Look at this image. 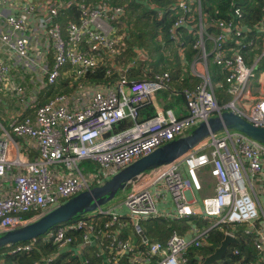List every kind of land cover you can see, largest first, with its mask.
Listing matches in <instances>:
<instances>
[{
    "label": "built area",
    "instance_id": "2783aa9c",
    "mask_svg": "<svg viewBox=\"0 0 264 264\" xmlns=\"http://www.w3.org/2000/svg\"><path fill=\"white\" fill-rule=\"evenodd\" d=\"M62 1L0 0V46L6 48L15 66L46 74L42 83L47 85L70 73L88 79L101 65L114 60L122 40L114 23L124 16V7L80 4L75 20L63 27L56 21ZM175 7L179 9L175 27L189 29L192 25L185 15H192L193 8L197 11L194 47L198 58L193 63L206 68L211 56L225 74L232 101L220 106L210 73L193 69L200 82L183 90L185 114L176 116L173 109L160 108L154 116L136 121L138 105L170 85L168 71L132 81L122 74L116 85L108 80L80 84V92L90 97L88 104L71 109V97L56 94L36 105L33 117L10 119L8 128L32 147L34 159L0 122V234L103 183L110 172L114 174L157 147L188 134L213 114L233 111L264 127V88L258 89L263 93L256 99L248 89L254 69L264 56V24L254 29L242 26V10L236 7L234 18L217 23L219 32L215 34L206 30L209 25L201 19L200 0H178L171 9ZM5 8L9 10L4 12ZM39 9L42 15L36 18ZM259 43L263 51L255 59ZM51 48L54 62L48 70L42 50ZM110 69L107 67L106 74ZM9 75L10 66L0 57V79L23 101L24 87ZM260 77L264 84V71ZM2 86L7 89L6 84ZM125 118L133 120L131 127L107 134ZM207 178L212 181L206 182ZM203 190L211 192L198 199L194 192ZM196 207H200V213ZM195 216L202 221L214 218L215 222L211 227L200 226L189 220ZM159 218L186 221L191 237L172 230L164 241L147 238L142 222ZM238 224H245L243 232L253 237L254 248L264 257V143L237 130H224L223 135L208 136L148 178L120 190L95 210L55 225L44 233L43 241L81 258L83 263L89 262L84 256L93 252L105 264H187L189 248L200 246L210 230ZM75 231L82 232L70 234ZM227 234L235 237L232 231L226 230ZM36 238L12 246L8 253L31 251Z\"/></svg>",
    "mask_w": 264,
    "mask_h": 264
},
{
    "label": "trees",
    "instance_id": "16d2710c",
    "mask_svg": "<svg viewBox=\"0 0 264 264\" xmlns=\"http://www.w3.org/2000/svg\"><path fill=\"white\" fill-rule=\"evenodd\" d=\"M71 1H74V3H71ZM177 1L63 0L62 5L59 7V16L56 18V21L63 27L71 19L75 20L79 14L80 4L95 6L107 3L112 6L124 7V16L119 22L114 23L117 32L122 35L121 43L117 45L119 52L114 55L113 61L101 65L93 76L87 77L88 79L75 78L74 73H70L68 76L61 75L55 85L37 83L39 86L37 90L33 88L30 91L36 98L32 103L36 106L44 103L49 96L75 93L79 90L78 86L80 84L89 86L92 83H102L108 80L112 85H116L121 80L122 70L127 81L151 78L156 72L168 71L171 75L170 85L138 105L136 121H143L154 116L160 108H174L177 105L185 107L183 90L194 88L200 82V78L193 74V69H198L201 66L198 62L193 63L198 58V51L194 47L197 39L194 30L198 27L199 15L193 8L192 15H185L192 26H189V29L183 26L175 27L174 23L179 17L176 12L179 9L175 7V10H172L171 7L175 6ZM193 7H195V4ZM236 7L242 10V17L239 20L242 26L254 29V27L264 24V0H200L201 19L206 25H209L206 30L217 34L219 32L217 23L221 20L234 18L233 9ZM158 11L162 12L160 17L157 15ZM173 36L175 37L173 38ZM206 44L207 48L211 47L209 42H206ZM231 45L235 44L232 43ZM258 47H260V43ZM139 51L144 52L143 58L139 55ZM247 60L249 61L250 58L247 57ZM208 61L206 68L203 66V70L207 69L215 84L224 86H220L215 91L213 86L218 104L224 106L229 103L224 102L225 99L221 94L223 89L226 88L227 90L225 74L212 62L211 56L208 57ZM148 65L150 68H147ZM106 66L111 68L109 75L106 74ZM229 95L231 98L230 93ZM25 116L33 117L34 115L31 116L26 112ZM132 125L133 120L125 118L116 123L107 134L119 132ZM84 165L86 166L87 163H84ZM25 216L30 215L26 214ZM144 223V234L151 240L164 241L172 230L182 233L185 229L176 226L177 220L159 218L149 219ZM244 227L245 224H238L229 227L224 226L221 229L219 227L213 228L210 230L208 237L201 239L200 246L189 248L186 253L187 264H200L207 255L211 254L220 245L225 237L226 230L233 232L237 242H232L223 258L214 264H264V257L254 248L253 237L243 232ZM127 229L128 233L133 234L130 227H127ZM81 232L75 231L70 232V234L79 235ZM43 239L44 234L38 236L36 238L37 242L31 251L8 253L12 247L1 249L0 261L2 264H33L34 261L38 260L40 261L39 264H45L42 262L44 259L54 256L53 261L46 262V264H105L93 252H89L84 256L88 258L89 262L83 263L81 258H76L67 251L58 250L54 244L44 242ZM234 251H237V253H234Z\"/></svg>",
    "mask_w": 264,
    "mask_h": 264
},
{
    "label": "water",
    "instance_id": "95a60500",
    "mask_svg": "<svg viewBox=\"0 0 264 264\" xmlns=\"http://www.w3.org/2000/svg\"><path fill=\"white\" fill-rule=\"evenodd\" d=\"M224 130H237L264 143V127L247 121L233 111L224 110L206 121H201L188 134L157 147L149 154L123 167L103 183L69 198L33 221L0 234V250L30 241L59 223L95 210L98 206L107 203L120 190L148 178L162 166L183 156L208 136ZM232 242H237V238L229 234L225 235L220 245L200 264H214L220 261Z\"/></svg>",
    "mask_w": 264,
    "mask_h": 264
},
{
    "label": "crops",
    "instance_id": "0c3cea01",
    "mask_svg": "<svg viewBox=\"0 0 264 264\" xmlns=\"http://www.w3.org/2000/svg\"><path fill=\"white\" fill-rule=\"evenodd\" d=\"M7 10H9V9L5 8L4 12H7ZM18 12H19V9H18ZM41 15H42V10L39 9L36 18H39ZM80 48L86 49V46H80ZM139 55L141 57H143L144 52L143 51H139ZM0 57L3 58L4 61L6 63H8L9 66H10V75H9L10 79L13 80L15 83H20L24 87L23 101H21V97H18L16 95H14L11 92V90L8 89L7 82L2 81L0 79V104H2L4 106V111H3L4 120L3 121L8 124L11 118H13V117L21 118V117L25 116L26 112L29 115L33 116L34 115V110H35V105L32 102H34L36 98L30 93V91L33 88L35 90H37V88L39 87L37 85V83L38 84H42V82H46L47 75L46 74L45 75L39 74V72H36V71H28V72H26L23 68H21L19 66H15L13 64V60L11 59L12 57H10L8 55L6 48L3 47V46H0ZM42 59H43V63L47 67V69L48 70L51 69L52 64L54 62L53 51L51 49H48V51H45V49L42 50ZM198 69L200 71L203 70L202 69V65ZM122 72H123V70H122ZM122 74L125 75L124 72ZM2 83L6 84L7 89H5L2 86ZM55 84H53V85H55ZM263 88H264V84L262 83L260 85L259 89L262 90ZM262 93L263 92H260L258 94H253V98L256 99ZM27 94H29V95H27ZM68 96L71 97V102L69 104L71 109L79 108L81 106H84V105L88 104L89 99H90L89 96L83 95L80 92V90L75 91V93H70ZM33 97H34V99H33ZM49 97H51V96H49ZM49 97H47L46 100ZM25 101H28V103L26 104ZM25 104L27 105L26 107H25ZM7 106H8V108H7ZM170 109H173V111H174L176 116H180V115H183V114L186 113V110H185L184 106H178L177 105L174 108H170ZM23 142L25 143L24 146L22 147L23 151H25L29 155V157L31 159H34V157L36 156L35 151L32 150V147L28 143H26L25 141H23ZM211 181H212V179L207 178L206 182H211ZM209 192H211V191L203 190L200 193L195 191L194 195L198 199H200V196L208 194ZM195 218L200 219L197 216H195V217L189 218V220H191L193 222V220ZM184 222H185V224L182 226V228H185V229H184V231L181 234H185L186 237H191V234L188 233V230H187L188 223L186 221H184ZM199 223L200 222H198L197 224L200 225V226L204 225V224L206 225V222L202 221V220H201V223L200 224Z\"/></svg>",
    "mask_w": 264,
    "mask_h": 264
},
{
    "label": "rangeland",
    "instance_id": "374dc122",
    "mask_svg": "<svg viewBox=\"0 0 264 264\" xmlns=\"http://www.w3.org/2000/svg\"><path fill=\"white\" fill-rule=\"evenodd\" d=\"M153 45V44H152ZM152 47V46H151ZM153 48V47H152ZM262 48L261 47H258L257 49H256V51H255V55H254V58L255 59H257L261 54H262ZM143 58V57H142ZM207 62H209L208 60H207ZM150 68V66L148 65L147 66V68ZM146 68V69H147ZM264 71V56L260 59V61H259V63H258V65L255 67V69H254V75H253V77H251L250 78V80H249V82H248V89H250L251 91H252V94H258L259 93V91H258V89H259V87H260V73L261 72H263ZM220 86H222V87H224L223 85H220V84H215V82H214V91L215 90H217ZM221 94H222V96L224 97V102L225 103H227V102H230V101H232V98H230V95H229V93L227 92V90H226V88L225 89H223V91L221 92ZM231 99V100H230ZM7 108H8V106H7ZM3 111H4V106L2 105V104H0V122L6 127V129L11 133V135L12 136H14V138L20 143V146L21 147H23L24 146V142H21L20 141V139L19 138H17L15 135H14V133H12V131H11V129L10 128H8V125H7V123H5L3 120H4V117H3ZM214 115V114H213ZM212 115V116H213ZM224 134V131H219V132H217L216 133V136H221V135H223ZM113 175V172H110V176H112ZM109 176V177H110ZM108 177V178H109ZM106 180V179H105ZM9 182V181H8ZM255 185H256V183H255ZM94 187V186H93ZM196 209V211H197V213H200V208L199 207H196L195 208ZM193 222L194 223H198V222H200L201 223V220L200 219H197V218H195L194 220H193ZM206 222V226H208V227H211L213 224H214V222H215V219L214 218H210V219H208L207 221H205ZM199 223V224H200ZM185 224V222L184 221H178V223H177V227L178 228H181L183 225ZM144 225H145V223L144 222H142V226L144 227Z\"/></svg>",
    "mask_w": 264,
    "mask_h": 264
}]
</instances>
